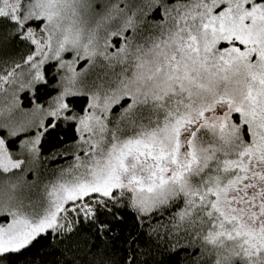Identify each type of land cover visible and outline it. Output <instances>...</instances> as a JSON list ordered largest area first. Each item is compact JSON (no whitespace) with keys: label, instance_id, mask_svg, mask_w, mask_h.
<instances>
[{"label":"snow or ice","instance_id":"snow-or-ice-1","mask_svg":"<svg viewBox=\"0 0 264 264\" xmlns=\"http://www.w3.org/2000/svg\"><path fill=\"white\" fill-rule=\"evenodd\" d=\"M126 209L125 264H264V0H0V264H108Z\"/></svg>","mask_w":264,"mask_h":264},{"label":"trees","instance_id":"trees-1","mask_svg":"<svg viewBox=\"0 0 264 264\" xmlns=\"http://www.w3.org/2000/svg\"><path fill=\"white\" fill-rule=\"evenodd\" d=\"M81 66H85L83 62L81 65H78L77 68H81ZM100 70L93 69L92 75H96ZM49 75L56 76L57 80L59 79L56 71L54 69H49ZM57 80H53L49 89H41L39 95L41 96L40 103H46L51 95H55V92L52 91V88L57 87ZM21 99V106L24 108H31L32 104L29 103L30 95H27L24 92L19 93ZM63 137V140H61ZM72 139V133L70 129H65L63 126L57 127L54 131L48 134L43 141V149L42 153L44 157H48L47 161L41 165V175L39 179L41 180H50L53 177V174L60 167L65 166L70 162L68 158H65L61 155H58L63 151V148L69 143ZM55 156V160L51 159V157ZM28 180L37 179L34 174L27 175ZM125 211V220L123 223L115 224L114 230L108 233L106 236L97 238L94 233H85V239L90 244H95L97 247L92 249V252L104 253V258L107 260L108 264H125L126 258L131 255V248L127 241L131 239V237L135 236L138 232L147 233L149 230V224L151 221L145 220L143 227H140L137 221L134 219L135 213L131 209H126ZM155 218H153L154 220ZM146 238V237H145ZM43 243V242H42ZM41 249V253L43 252L42 244H38L36 248L32 249V253H36V249ZM141 250L146 251L143 244L140 245ZM87 251V249H85ZM196 250L189 249L188 251H179L176 254H170L165 250L163 246L159 250L153 249L152 254L149 255H137V264H143L145 260L148 261V264H159V262H163V264H193L194 261V253ZM83 256V253H81ZM41 257H37V262L39 264V259ZM46 261H50L53 257L44 256L42 257ZM88 260L92 259V255L90 254L87 257Z\"/></svg>","mask_w":264,"mask_h":264},{"label":"rangeland","instance_id":"rangeland-1","mask_svg":"<svg viewBox=\"0 0 264 264\" xmlns=\"http://www.w3.org/2000/svg\"><path fill=\"white\" fill-rule=\"evenodd\" d=\"M77 70H80V68L79 69L77 68Z\"/></svg>","mask_w":264,"mask_h":264}]
</instances>
